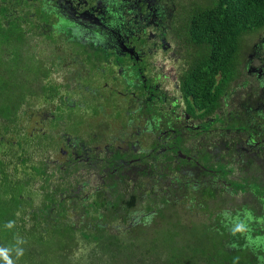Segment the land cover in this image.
Here are the masks:
<instances>
[{
    "label": "rangeland",
    "instance_id": "rangeland-1",
    "mask_svg": "<svg viewBox=\"0 0 264 264\" xmlns=\"http://www.w3.org/2000/svg\"><path fill=\"white\" fill-rule=\"evenodd\" d=\"M164 1L169 6L172 5L174 29L180 24V19L187 14L188 5L193 2L198 4L205 2V0ZM10 2L12 0H0L4 6L11 4ZM24 5L22 2V6ZM5 9L0 6V14L5 12ZM22 22L28 45L25 47L21 41H15L16 43L10 42L0 46V112L4 113L7 119L5 122L0 118V161L6 165L4 170L8 176L15 182L22 183L14 185L3 183L4 189H0V249L7 252L13 264H205L204 256L207 249L215 247V244L212 245L213 239L205 240L207 233L210 232L203 225L211 223L210 215L197 206L191 207L188 200L184 199L181 202L182 206H177L176 209L165 207L164 212L162 208L164 214L162 212L155 214L153 218H149L146 225L138 224L143 223L146 210L153 207V203L145 197V201H136L135 205L127 210L123 202L128 200L132 193L138 194L136 184L141 183V180L115 183V186H112V178L101 179L103 172L100 168L93 169L69 162L72 160L70 149L64 141L61 143L57 138L63 134L70 138L81 137L88 141L86 146L89 148H98L97 158H105L107 154L101 150H106L108 143L112 144L111 138L109 134L102 138L101 130L95 134L100 138L89 141L90 130L95 129L92 124L102 120L104 127L109 126L110 130L121 129V122L127 123L132 117L126 115L124 111L128 110L129 101L126 98H116L121 110L113 115L109 114L113 112L107 102L103 105L106 110L94 109L101 101L93 98L85 89L87 81L85 78L88 76L83 66L70 64L72 78L67 83L64 81L67 73L64 74L65 69L61 68V64L64 66L65 63H61L60 55L70 56V50L72 54H76L75 47L69 46L60 37L46 39L47 34L38 29V21H28L26 25L25 21ZM151 31V28H146L147 38L150 37ZM261 39H264V32L243 37L241 56L243 63L249 60L252 44ZM166 40L170 47L165 51L157 45L151 47L153 56L151 60L154 59L156 66L167 76L162 84L160 83L161 91L168 98H178V76L185 70L187 53L183 43L179 44L173 37L172 31L167 32ZM142 42L134 41L133 44L138 48L143 45ZM2 48L8 51L5 55ZM95 53L96 51H92L85 55ZM42 62L47 64L45 66L49 70L48 76L44 79L41 78L45 72ZM108 78L93 75L90 77V84L95 86L103 84L109 81ZM250 79L245 70L235 84L240 89L241 83L245 80L250 82ZM43 83H49L48 86L52 83L59 86L57 95L47 96L44 102L41 101L39 87ZM125 89L126 87L120 91ZM42 91L47 95L51 92L47 86L45 89L42 88ZM21 97L23 100L15 121L10 124L8 120H13ZM73 105L79 110L77 113L67 111V108H72ZM45 112L54 113V118L44 115ZM123 113L124 118L119 117ZM52 120L57 121V129H52ZM85 123L88 125L84 126ZM98 126L102 129L101 125ZM49 128V133L42 134ZM214 136L206 137L207 144L215 140ZM20 141L23 143L18 147ZM122 144L115 142L112 145ZM58 145L60 149H57ZM18 156L28 158L29 162L19 164ZM33 164H39L34 171L35 177L31 175L30 169ZM42 164H46L44 174L38 176L43 169ZM225 180L232 182L233 176H228ZM96 190L103 196V206L96 203L94 195ZM48 197H52L53 200ZM239 198L242 199V195ZM215 203L219 204L218 200ZM111 204H118L119 207H111ZM44 205L50 206L48 217L41 213ZM14 209L20 213L16 217L18 229L15 226H8ZM170 213L174 215L167 216ZM131 218H137V225L141 227L130 232ZM97 223L103 225L104 229L100 236L94 231ZM84 234L90 237L86 238ZM106 236L115 238L110 237L112 240H106ZM94 237L105 240L101 243ZM19 250L23 251L22 256L17 254ZM0 264H6L2 256Z\"/></svg>",
    "mask_w": 264,
    "mask_h": 264
},
{
    "label": "flooded vegetation",
    "instance_id": "flooded-vegetation-1",
    "mask_svg": "<svg viewBox=\"0 0 264 264\" xmlns=\"http://www.w3.org/2000/svg\"><path fill=\"white\" fill-rule=\"evenodd\" d=\"M13 1L10 2L13 5L9 8L7 15L22 17L26 24L28 21H38V29L42 31H46L47 27L55 31L63 25L75 29L73 36L76 38L64 41L69 46L75 47L76 54H72L70 50V56L60 55L62 59H57L65 63L64 66L61 64V68L65 69L64 74L67 73L64 77L66 83L72 78L71 70L69 71L70 64L74 63L86 69L88 77L85 78L87 79L85 89L93 98L101 101L94 109L106 110L107 108L103 105L107 102L113 112L109 114L113 115L121 110L116 98H126L129 101L128 110L124 109V111L126 115H132V117L127 123L121 122V129L110 130L109 126L104 127L102 120L92 124L95 129L90 130L89 141L100 138L95 134L102 130V138L105 134H109L112 144L115 142L124 144L113 146L108 143L106 150H101L106 152L105 158H97L98 148L91 149L86 146L87 140L77 136L70 138L65 134L57 138L54 132V136L61 143L64 141L69 147V153L72 155V160L69 162L72 164L84 162L85 166L93 169L100 168L103 172L101 176L103 180L110 178L109 175L116 172L126 173L123 169H126V166L133 164L137 167L141 166V171L146 173L138 177V180L142 181L139 183L141 186L136 185L139 189L138 193L146 194L147 200L154 205L161 201L152 199L153 194H147L155 183L154 175L157 173L163 175L165 172L172 177L177 173L174 165L178 160L186 163V178L191 180L192 176L198 175L196 165L200 166V170L205 171L206 159L207 165H212L222 156L225 159H233L241 156L263 155L264 39L252 44L249 60L243 63L242 38L233 79L215 101V111L209 116H202L204 109L195 106L191 95L184 98L181 89V78L194 62L193 49L189 45L183 47L186 50L187 59L185 70L178 76V98H168L159 87L167 76L160 67L156 66L155 60H151L153 57L151 47L157 45L163 51L168 49L170 46L166 36L169 30L179 44L183 43L181 39L176 38L172 26V5L169 6L164 0H21L24 6L21 1L19 3ZM0 6L4 8V3H0ZM146 28L152 29L149 38H147ZM263 32L264 29H261L248 35ZM134 41H143V45L137 48L133 44ZM96 48L101 52L96 51L95 55H85L87 52H95ZM43 64L45 72L41 76L42 79L49 74L45 66L47 64L45 62ZM245 70L251 79L250 82L245 80L241 83L239 89L235 83L241 79ZM93 75L109 77V81L95 86L90 84V77ZM219 78L220 75L215 76L214 86L217 85ZM53 83L50 86H48L49 83L39 86L41 101H46L49 95L42 93V88L45 89L46 86L54 93L50 96L57 95L59 86ZM125 87V91L121 92L120 90ZM211 91H214V87ZM69 110L76 113L79 111L74 105L72 108H67V111ZM45 113L44 115H48L49 118L55 116L52 112ZM123 116L124 113L119 117L124 118ZM49 118L47 120H50ZM51 123L52 129H57V121L52 120ZM231 124L234 128H230ZM87 125L85 123L84 126ZM98 125H101L102 129ZM49 130L50 128L42 134L49 133ZM211 135H215L213 137L215 140L212 142L208 140L210 143L207 144L206 137ZM72 140H78L81 146L72 144ZM57 149H60L59 145ZM119 150V155L123 157L119 160L113 159L117 156L115 151ZM160 154L166 156L165 161L160 159ZM117 161L121 162L120 166L117 165ZM153 163L155 165L149 173L148 170ZM167 164H171V167H167ZM208 170L216 173L215 170ZM225 178L217 179L219 187L229 188ZM160 185L166 186L165 183H155L153 186H156V189ZM141 201H145V198ZM188 202L196 203L190 200ZM136 219L131 218V221Z\"/></svg>",
    "mask_w": 264,
    "mask_h": 264
},
{
    "label": "trees",
    "instance_id": "trees-1",
    "mask_svg": "<svg viewBox=\"0 0 264 264\" xmlns=\"http://www.w3.org/2000/svg\"><path fill=\"white\" fill-rule=\"evenodd\" d=\"M12 5L4 6L6 11L0 14V46L21 41L20 43L26 47L28 45L27 38L22 29V20L25 21V19L7 15ZM188 9L185 17L180 19V24L174 29L176 38L183 41V47L189 45L193 49L192 55L194 57L191 68L181 78V89L184 98L191 95L195 106L204 109L202 116H209L215 111V101L234 77L235 64L242 38L264 29V0H205L201 4L191 3L188 5ZM24 24L26 25V22ZM46 29L44 33L47 34L45 38L48 40L53 37H60L68 41L76 38V36H73L75 29L67 27V25H63L55 31L49 29V27ZM94 50L101 52L98 48ZM2 51L3 55L8 52L6 48H2ZM216 75H220V78L217 85L214 86ZM212 87H214L213 92L211 91ZM51 93L48 96L54 94ZM22 100L21 97L15 109L13 120H8L10 124L15 121ZM190 110L192 111L191 107ZM0 118L4 121L7 120L5 119L6 115L1 112ZM232 127L233 124L230 128ZM71 142L74 145L79 144L78 140H72ZM22 143L20 141L17 144L18 147ZM12 145L11 143V148ZM8 152L10 153V151ZM119 152L120 150L115 151L117 156L113 159L119 160L123 157L119 155ZM160 159L165 161L166 156L160 154ZM17 160L21 165L26 164L27 161L29 162L28 158H23V156H18ZM206 162L208 163L207 159ZM116 163L118 166L121 164L120 161ZM207 163L205 164V171L200 170V166L196 165L198 175L192 176L191 180L186 178V163L179 160L174 165L177 173L173 174L172 177L165 172L163 175L161 173L155 174V183H165L166 186L162 187L160 185L155 189L154 183L147 194H153L152 199L161 201L154 204L153 207L147 208L143 223L138 222V224L148 223L149 218H153L155 214H161L162 208H164V212L167 207L176 209L177 206H182L181 202L184 199L186 200L190 194L188 200L197 203H190V206H197L211 217V223L203 226L210 232L207 233L205 240L213 239L214 243L212 245L215 244V247L211 250L207 249L204 256L205 264H264V153L262 156H241L233 159H225L222 156L215 164L207 165ZM80 164L85 165L84 162ZM42 165L43 169H41L42 171L38 176L44 174L46 164ZM154 165L153 163L150 166L149 173H151ZM5 166L0 161V189H4L3 183L9 185L22 184L15 182L8 176L4 170ZM37 166L39 164H33L30 167L33 177L36 176L34 171ZM166 166L171 167V164ZM140 167L133 164L126 166V169L123 168L126 173L116 172L109 175L110 179H113L111 181L112 186H115V183H130L134 180L139 182L138 177L146 173L141 171ZM208 169L215 170L216 173L209 172ZM227 176H233L232 182H228L229 188L219 187L218 180ZM136 185L140 184L137 183ZM94 195L96 196V203L98 202L99 206H103L101 193L96 190ZM240 195H242V199L239 198ZM20 197L22 198L21 195ZM145 197L146 194L132 193L129 199L123 202L125 208L130 210L136 201H141ZM48 199H52V197H48ZM217 200L219 204L215 203ZM106 206L108 207V205ZM111 207L117 208L119 205L111 204ZM49 208L48 205L42 207L41 213L46 217L51 211ZM18 214L20 213L16 210L8 222L9 227L19 228L16 223ZM21 214H24V212H21ZM173 215V213H170L167 216ZM140 227L137 225L136 219L135 222L131 223L130 232L136 231ZM94 231L100 236L101 231H104L103 225L97 223ZM84 237L90 236L84 234ZM110 237L115 238V236H106L105 239L112 240ZM94 239L101 243L105 240L98 239V237H94ZM215 260L216 263H214Z\"/></svg>",
    "mask_w": 264,
    "mask_h": 264
},
{
    "label": "clouds",
    "instance_id": "clouds-1",
    "mask_svg": "<svg viewBox=\"0 0 264 264\" xmlns=\"http://www.w3.org/2000/svg\"><path fill=\"white\" fill-rule=\"evenodd\" d=\"M17 254L22 256L23 251L19 250ZM0 256L4 258V260L6 261V264H13V261L8 258V254L5 250L0 249Z\"/></svg>",
    "mask_w": 264,
    "mask_h": 264
}]
</instances>
